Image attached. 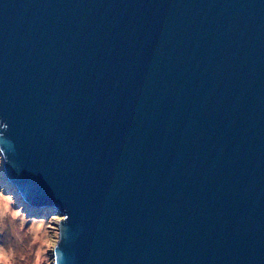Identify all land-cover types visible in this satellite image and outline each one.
<instances>
[{
  "label": "water",
  "instance_id": "obj_1",
  "mask_svg": "<svg viewBox=\"0 0 264 264\" xmlns=\"http://www.w3.org/2000/svg\"><path fill=\"white\" fill-rule=\"evenodd\" d=\"M0 124L58 264H264V0H0Z\"/></svg>",
  "mask_w": 264,
  "mask_h": 264
},
{
  "label": "clouds",
  "instance_id": "obj_2",
  "mask_svg": "<svg viewBox=\"0 0 264 264\" xmlns=\"http://www.w3.org/2000/svg\"><path fill=\"white\" fill-rule=\"evenodd\" d=\"M0 128L8 130L7 124ZM4 163L0 157V169ZM13 192L8 181L0 182V264H58L61 226L69 223V216L33 209Z\"/></svg>",
  "mask_w": 264,
  "mask_h": 264
},
{
  "label": "rangeland",
  "instance_id": "obj_3",
  "mask_svg": "<svg viewBox=\"0 0 264 264\" xmlns=\"http://www.w3.org/2000/svg\"><path fill=\"white\" fill-rule=\"evenodd\" d=\"M0 182H2L1 179H0ZM15 198H16V197H15ZM37 214H39V213L37 212ZM51 214H54V213L51 211Z\"/></svg>",
  "mask_w": 264,
  "mask_h": 264
},
{
  "label": "trees",
  "instance_id": "obj_4",
  "mask_svg": "<svg viewBox=\"0 0 264 264\" xmlns=\"http://www.w3.org/2000/svg\"><path fill=\"white\" fill-rule=\"evenodd\" d=\"M36 210H39V209H36Z\"/></svg>",
  "mask_w": 264,
  "mask_h": 264
}]
</instances>
